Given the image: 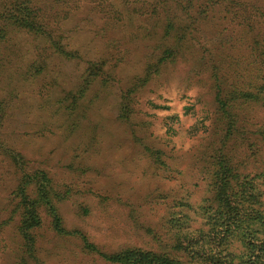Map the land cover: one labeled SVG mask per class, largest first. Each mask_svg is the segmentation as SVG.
Instances as JSON below:
<instances>
[{
  "label": "rangeland",
  "instance_id": "rangeland-1",
  "mask_svg": "<svg viewBox=\"0 0 264 264\" xmlns=\"http://www.w3.org/2000/svg\"><path fill=\"white\" fill-rule=\"evenodd\" d=\"M43 2L52 40L73 56L25 32L0 41V264H22L10 204L19 171L7 148L30 168L46 171L65 194L54 206L66 230L82 233L105 252L159 251L170 244L172 199L197 203L206 196L199 157L220 131L213 127L212 95L197 41L210 49L227 36L225 26L203 25L190 56L162 65L145 88L130 94L133 114L124 122L118 119L122 96L144 77L162 44L145 0ZM74 97L80 99L76 105ZM65 105L76 112L66 114ZM247 113L245 135L229 144L240 151L248 172H259L264 141L256 132L264 131V106ZM146 144L165 149L166 167L158 169L145 155ZM41 216L34 232L40 264H108L86 254L79 238L54 233L43 210ZM24 259L23 264L32 263Z\"/></svg>",
  "mask_w": 264,
  "mask_h": 264
},
{
  "label": "trees",
  "instance_id": "trees-1",
  "mask_svg": "<svg viewBox=\"0 0 264 264\" xmlns=\"http://www.w3.org/2000/svg\"><path fill=\"white\" fill-rule=\"evenodd\" d=\"M43 1L46 0H0V41L8 33L25 32L42 36L58 53L73 56L52 40ZM145 5L149 20H155L161 29L162 44L144 77L136 79L122 96L120 121H130L133 114L130 94L145 88L162 65L190 56L203 25L212 24L216 29L224 25L227 32L225 38L212 42L210 49L197 41L198 52L203 49L200 63L208 74L212 95L213 127L216 124L220 131L212 134L199 157L206 196L197 203L188 198L172 199L166 231L170 244L163 249L127 247L105 252L82 233L63 227L54 202L65 194L55 189L46 171L30 168L20 153L7 148L6 153L19 171L10 204L11 218L17 220L22 264L24 257L31 264L41 263L34 233L42 224L41 210L50 218L54 233L79 238L86 254L108 264H264V167L259 172H248L239 160L240 151L229 144L245 135L247 111L252 106H264V0H145ZM79 100L74 97L72 103L76 105ZM63 109L68 115L76 112L69 105ZM259 130L256 134L264 141V131ZM216 141L220 146L214 148ZM142 147L158 169L166 167L165 149L151 144Z\"/></svg>",
  "mask_w": 264,
  "mask_h": 264
}]
</instances>
